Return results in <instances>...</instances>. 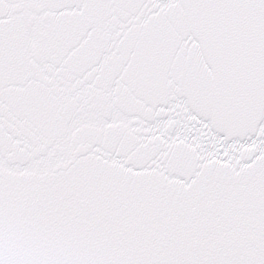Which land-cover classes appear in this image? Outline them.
Masks as SVG:
<instances>
[{
	"label": "snow or ice",
	"instance_id": "6c2138e0",
	"mask_svg": "<svg viewBox=\"0 0 264 264\" xmlns=\"http://www.w3.org/2000/svg\"><path fill=\"white\" fill-rule=\"evenodd\" d=\"M0 264H264V0H0Z\"/></svg>",
	"mask_w": 264,
	"mask_h": 264
}]
</instances>
